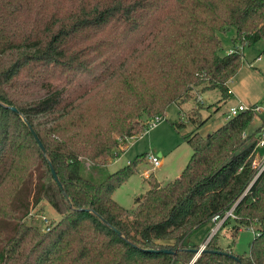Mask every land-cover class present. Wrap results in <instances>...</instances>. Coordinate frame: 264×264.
Listing matches in <instances>:
<instances>
[{
    "label": "trees",
    "instance_id": "trees-1",
    "mask_svg": "<svg viewBox=\"0 0 264 264\" xmlns=\"http://www.w3.org/2000/svg\"><path fill=\"white\" fill-rule=\"evenodd\" d=\"M261 39L264 0H0V264H264V172L253 182L255 141L240 150L254 111L186 133V167L131 210L113 193L136 161L82 175L195 88L230 95L241 47ZM44 200L61 215L47 231L30 216ZM231 220L257 227L249 253L220 244Z\"/></svg>",
    "mask_w": 264,
    "mask_h": 264
},
{
    "label": "rangeland",
    "instance_id": "rangeland-1",
    "mask_svg": "<svg viewBox=\"0 0 264 264\" xmlns=\"http://www.w3.org/2000/svg\"><path fill=\"white\" fill-rule=\"evenodd\" d=\"M236 36L235 28H230L225 32H219L222 40L221 53L229 54V50L238 42H234ZM242 63L237 73L228 81V86L234 94L224 97L218 88L201 92L200 88H195L192 98L183 103L182 114H179V105L173 103L169 106L164 120L153 127H146L145 131L137 137L128 138L122 148L117 149L119 157L112 160L108 165L95 166L87 162L82 170V175L95 181H103L109 174L126 166L130 162L136 161L133 172L126 181L119 185L113 193V198L129 210L135 208L145 192L156 183L164 185L180 175L189 162L192 154V146L185 140L184 135L197 129L202 135H208L217 130L227 121L229 108L239 104V101L246 104H257L262 106L263 112L257 114L248 129V140L244 147L252 141L257 142L264 131V39L253 45H243ZM180 109V108H179ZM195 111H199V114ZM195 112V113H194ZM202 118V125L196 128L189 117L195 115ZM183 122L184 126L177 129L175 123ZM259 133H255L257 130ZM239 150V151H240ZM162 151V164L153 167L146 157L147 154H157ZM144 154V156H143ZM141 156H143L141 158ZM148 171L149 176L145 175ZM34 223L41 229L45 227L42 216H46L49 223L52 220H59L61 215L47 202L42 201L35 210ZM222 222L217 221L212 231L219 228ZM235 222L231 220L219 233V242L223 247L232 246L235 253H249L251 242L254 238L257 227L235 228ZM217 228V229H218ZM204 230L198 231L194 236L197 243L202 242Z\"/></svg>",
    "mask_w": 264,
    "mask_h": 264
},
{
    "label": "built area",
    "instance_id": "built-area-1",
    "mask_svg": "<svg viewBox=\"0 0 264 264\" xmlns=\"http://www.w3.org/2000/svg\"><path fill=\"white\" fill-rule=\"evenodd\" d=\"M233 50L230 49L229 53H231ZM231 92V91H229ZM254 111L257 114H261L263 112V108L260 105L257 104H250V105H246L242 102H239V104L237 105H233L229 108L228 111V115H227V119H230L233 116L238 115L239 113L243 112V111ZM166 117V115L162 116V115H158L154 118H152L149 122H148V127H153L155 125H157L158 122L164 120V118ZM146 157L148 158V161L153 165V167H159L162 164V160L160 158V156H158L157 154H153V153H149L146 155ZM253 168L255 169V177L253 179V182L256 180V178L262 174L264 172V131L261 133V137L257 140L256 142V146H255V158L253 160ZM145 175L148 177L149 173L148 171L145 172ZM34 213L33 211H31L30 216H33ZM234 216L233 214V209H231L229 212H227L226 216ZM225 216V217H226ZM43 220H44V225L45 227L43 228L44 231H47L50 229V223L47 219L46 216H42ZM217 217H215L216 219ZM224 219H221V222H223ZM218 228V227H217ZM217 228L214 229V233L217 231ZM206 244H202V248L205 247Z\"/></svg>",
    "mask_w": 264,
    "mask_h": 264
},
{
    "label": "crops",
    "instance_id": "crops-1",
    "mask_svg": "<svg viewBox=\"0 0 264 264\" xmlns=\"http://www.w3.org/2000/svg\"><path fill=\"white\" fill-rule=\"evenodd\" d=\"M195 90V89H194ZM193 90V91H194ZM229 91H231L230 92V94L232 95V94H234V92H233V90L229 87ZM240 102V101H239ZM177 105H179V108H178V112H179V114H182V111H183V109H182V105L183 104H181V103H176ZM226 119H227V117H226ZM138 136V134L137 135H135V136H133V137H131V138H134V137H137ZM122 148V150L125 148L124 147V145H122L121 147H120V149ZM122 152H124V150L122 151ZM119 155H120V153L118 152V150H116L115 151V153H114V155H113V157L111 158V160L109 161V163L112 161V160H116L118 157H119ZM157 155L158 156H160V157H162V155H163V152L162 151H158V153H157ZM162 160V159H161ZM108 163V164H109ZM181 174V173H180Z\"/></svg>",
    "mask_w": 264,
    "mask_h": 264
},
{
    "label": "water",
    "instance_id": "water-1",
    "mask_svg": "<svg viewBox=\"0 0 264 264\" xmlns=\"http://www.w3.org/2000/svg\"><path fill=\"white\" fill-rule=\"evenodd\" d=\"M13 109H14V110H17L16 107H13ZM32 131H33L34 136L36 137V139H37L39 145L44 149V146H43L42 142L40 141L39 137L37 136V134L35 133V131H34L33 129H32ZM52 172H53L55 178L58 180V176H57V174H56V172H55V170H54L53 168H52ZM159 186H160V183H156V184H155V187H156V188H158ZM213 234H214V232L211 233V236H212ZM203 249H204V248L201 247V248L197 251V255H196V257H197V256L203 251ZM196 257H195V259H196ZM195 259L193 260V262L195 261Z\"/></svg>",
    "mask_w": 264,
    "mask_h": 264
}]
</instances>
